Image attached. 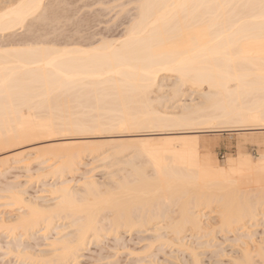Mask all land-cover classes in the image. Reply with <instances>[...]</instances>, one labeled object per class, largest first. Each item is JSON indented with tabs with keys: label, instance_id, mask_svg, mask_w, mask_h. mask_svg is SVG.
<instances>
[{
	"label": "bare ground",
	"instance_id": "obj_1",
	"mask_svg": "<svg viewBox=\"0 0 264 264\" xmlns=\"http://www.w3.org/2000/svg\"><path fill=\"white\" fill-rule=\"evenodd\" d=\"M47 1L5 0L0 34L44 19ZM132 2L134 12L127 24L122 22L120 34L109 33L112 38L87 42L76 37L58 45L42 39L0 43V150L52 141L45 148L29 144L8 150L0 156V177L10 168L28 170L39 160L43 165L28 180H59L50 185L52 201L46 204L26 199L16 189L19 183L1 188V254H13L17 264H77L89 241L102 232L149 230L151 246L159 241L186 252L187 259L174 255L177 261L169 264H202L198 247L207 240L193 245L185 238L212 236L217 223L203 216L214 212L222 233L235 234L239 254L230 264H264V235L257 240L253 231L238 232L264 214V150L220 163L197 134L205 125L264 121V0ZM73 32L79 35L78 28ZM170 77L175 80L165 83ZM164 87L168 99L178 101L191 91L199 100L166 110L162 101L159 105L158 91ZM166 128L182 134L169 135ZM94 132L109 138L96 143ZM240 137L239 146L246 138ZM86 155L100 156L101 163L108 158L105 165L114 168L102 183L85 172L76 190L64 177L76 173ZM69 227L73 231L64 233ZM53 228L58 236L46 240ZM37 236L48 241L40 251ZM130 248L137 259L141 251ZM139 258L137 263L143 261Z\"/></svg>",
	"mask_w": 264,
	"mask_h": 264
},
{
	"label": "rangeland",
	"instance_id": "obj_2",
	"mask_svg": "<svg viewBox=\"0 0 264 264\" xmlns=\"http://www.w3.org/2000/svg\"><path fill=\"white\" fill-rule=\"evenodd\" d=\"M4 1L5 0H0V6L4 3ZM102 1L100 2L99 0H49V1H47V2H49L47 5L48 11L46 9V11H47L46 13H48V14H46L44 16V19H43V17H41L39 19H32L33 21L30 20L29 23L25 26V28L22 27L19 29H14L13 31H10V33L8 32L9 33V34L7 33L8 37L6 35L2 36L0 34V43H7V42H14L15 43V40H16V43L22 44L23 41L26 42V41H29L32 39H35V40H41L42 39L45 43L48 42V43H54V44L58 45V44H63V41H65V43H69L73 39H75L76 37L80 38V40H84L86 38L85 40L86 41L88 40L89 42H95V40H97L101 37H105L107 35H108L107 37L112 38V36L110 35L111 33H113L112 35H114L113 37H115L118 35V33L120 34L124 30L125 24H127V21L131 17L129 15L132 12H134V10H135L133 8L134 2H132V0L131 1L130 0H108V2H107V0H102ZM123 3H124L123 7H126L125 9H123V7H122ZM50 4H52V5H50ZM103 4H105V5H103ZM100 5H102V6H100ZM52 7H54V9ZM121 7H122L123 11L125 10L124 12L122 11ZM66 9H68V10L65 11ZM119 9H121V10L119 11ZM55 10L59 11V13L56 12ZM61 10H63L62 13H61ZM68 12H69V14H68ZM47 15H48V17H47ZM52 15H53V17H52ZM63 15H66V16L68 15V16L65 17ZM128 16H129V19H127ZM49 17H52V18H49ZM122 18L124 19V21ZM95 20L97 22H94ZM52 21H53V23H52ZM57 21H58V23L55 24ZM62 21H63V23H62ZM122 22L125 24L123 25ZM113 23L114 24L116 23L117 26L114 25ZM113 25L116 26V28L115 27L112 28ZM108 26H111L110 31H109ZM75 27L78 28V30H79L78 34L79 35H77V34L72 35L74 33L73 29ZM32 28H33V30H31ZM122 28H123V30H122ZM62 30H64L65 32ZM106 32L108 34H105ZM100 34L102 36H100ZM86 36H88V37H86ZM53 41H55V42H53ZM57 42H59V43H57ZM165 80L167 81V82H165L163 80L165 83H170L169 81L175 80V79H174V77H170L169 79L166 78ZM166 90H167V87H164L160 91H158L159 97H161L160 98L161 100H159L160 101L159 105L162 101L160 106L163 108H166V110L176 108V104H178L179 102H181V104H186V105L189 104L190 105L191 103L192 104H193V102L196 103V101L198 102V100H199L198 93L197 92L191 93V91H187L186 95L180 96V98H179L180 100H178V101H177V99L171 100L170 98H169L170 99L169 100L168 99L169 96L167 97V94L165 92ZM165 96L167 98L164 99ZM251 124H253V126ZM214 125H217V124H214ZM214 125H205V126H202L201 128L200 127L197 128V129H199V132H197V134H199L201 139H204L206 144L209 145L208 153L211 154L213 159H215L214 157H216L215 160L219 161L220 163L224 162V160H227V158L229 159L230 156L233 158H236V157H238V154L243 155V153H244V155L246 154V156H248V155L252 156L253 155V157H254V156L258 155V151H260L261 149L264 150V143H263V141H264V121L263 120L261 122H241V123L240 122H233V123H227V124L225 123V124H219L220 126L217 125L218 127L214 126ZM224 125H226V126H224ZM242 127H243V129H242ZM175 129L176 128H168V129L166 128L164 131L166 132L168 130L167 132L170 133L169 135L178 136V135L182 134V133H179L177 131L178 129H176V130ZM155 131L156 130H153L152 132L156 133L157 131L156 132ZM170 131L173 133H171ZM179 131H180V129H179ZM243 133L245 135H243ZM88 134H86V135H88ZM238 134L240 136L242 135V136L246 137L243 141L244 143L241 142V145H240L241 147L238 145V143H239V141H241L243 139ZM153 135H155V134H153ZM91 136H92V134H91ZM236 136H239L240 138L236 137ZM56 137H58V140H63L60 138V135H56ZM61 137H64V136L61 135ZM107 138H109V137H106L105 134H100L98 132H94V135L91 139L94 141H97L96 143H99V142H104V140H106ZM99 139H100V141H99ZM48 140H49V142H48ZM255 141H257V143H255ZM50 142H52L51 139H46V140L42 139V141L38 139V140H35L34 142H29L28 144L23 143L24 145L20 144L21 146L16 145V146L10 147V149L9 148L3 149V150L1 149L0 150V156H2L6 152L15 150L17 147L20 148V147L27 146L29 144H36L37 146L43 144L42 147L41 146H39V147L43 148V146H44V148H45L46 146L48 147L50 145V144H48ZM258 142H259V144H258ZM51 145H53V144H51ZM258 147H260V149ZM107 148H109V147H105L103 149H107ZM103 149H101V150H103ZM103 151H105V150H103ZM47 152L49 153L48 150H47ZM47 152H45V155H48V154H46ZM127 157L128 156L126 155L125 158H127ZM83 158L84 159L81 160L82 164H80V166H78L79 167L78 171L76 173H73L74 176L72 174H70V175L67 174L64 177V178H67V180H69L70 186H74V188L73 187H71V188L76 189V190L82 188L80 182H81V180L83 181V179H84L83 177L85 175H92L93 178L98 183H102L104 179L107 180V178H108L107 176L109 175L108 171H110V170L112 171L114 168V167L112 168V167L107 166V165H109V163L107 164V162H109V161L106 162V160H108V158L104 159L102 161V163L100 162L101 160L99 161L100 156L97 157V159H95L96 157H93L90 155H86ZM122 158H124V157H122ZM124 159H122V160H124ZM38 161H32L30 163L31 165L29 164V166L27 168L28 170H26V168L23 169V167L7 169L8 171L10 170V172L6 171L7 175H5L4 177H0L1 178L0 184L2 183L0 185L1 186L0 190H1V188H5L6 185H11L12 183H13V186L16 187L17 185H15V183H17V184L19 183V185L17 186L16 189H18V190L22 189L23 190V196L26 199L31 198L32 200L38 201L39 204H46L45 202H48V200L50 201L52 196L50 195L49 187H50V185L58 183L59 182L58 179L56 180L52 177H46L45 179L43 178V180L41 178L37 180L36 178L32 177L33 179L31 178L30 180H28V177H30L29 176L30 174H35V172H36L35 168H37V167L40 168L43 165L42 163L40 164V162H38ZM105 162L107 165H105ZM39 164L41 166H39ZM105 166H106V169L103 168ZM84 173H85V175H84ZM112 173H114V172H112ZM52 179H54V180H52ZM78 180H80V181L77 182ZM4 183H5V185H4ZM9 183H11V184H9ZM0 194H1V192H0ZM33 198H36V199H33ZM16 211H17V209H16ZM0 212H3V210H1V208H0ZM11 213H13V211L10 213H7V214L5 213V214L9 215ZM212 213L208 212L207 214H205V217L203 216V218L205 221L206 217L212 216L210 222L207 220L206 221L209 223L212 222L211 225H214L217 223L216 225H214V234L212 232V236L209 234L206 236H202L201 238L199 237L200 240H199V238H195V237H192V238L187 237L189 240L187 238H185V241H188L187 243H189V241H191V243L193 244L194 242H197V241L203 242V241L207 240L206 243L208 242L207 244L212 245V246L211 245L207 246V244H205V242H204V244H205L204 247H200V248L198 247L199 258H200V261L202 262V264H230V263H232V258L234 256H236V254L239 252L238 246L235 244L234 239H233L235 234L232 233L233 234L232 235L231 232L227 233V231H224L222 233L221 229H219L220 228L219 224H218L219 222L216 221L217 218L215 216V213L214 212H212ZM107 216H108V214H107ZM258 218H259V220H257V221H254V222L250 221L249 222V223H252V226H249V228H248L247 227L248 223H247V225H246L247 228H245V227H244V229L241 228L240 230H238V232H241L242 230L253 231L254 232L253 234L255 236L254 239L258 240L260 237H262L264 235V222H263L264 214H263V216L260 214L258 216ZM58 222L60 223V221H56L57 224H58ZM217 225L219 228L217 227ZM141 229H143V227H141ZM211 229L213 231V226H211ZM208 230H210V227L208 228ZM72 231H73V229L69 227V228L65 229L63 232L64 233H70ZM40 232H41V230H40ZM39 233L37 231L36 235ZM53 233L55 234L54 228L52 231H48V233L46 232L45 235L47 237H49L46 240H49L53 236H58L56 234L54 235ZM104 233L103 232L101 233V234H103V236L101 235V237L99 238L100 240L97 239L95 241H93V240L89 241V244H87V246H86L87 248L84 249L83 252L81 253L82 256H80L81 258L79 259L80 263L78 262L77 264H118V263L119 264H121V263L122 264H133L134 260H135L134 264H156V263L159 264L160 262H161L160 264H169L172 261H173V263L176 262L178 259H179V261H181L183 257H184L183 261L185 260L186 257L188 258V256H186L187 254H185L186 252L182 251L183 253H181V252L175 251V250H177V249H175L176 246L174 248V246L167 244V243L166 244L162 243V245L160 246L159 241L158 242L156 241V243H154V244L151 243L152 244V246H151L150 240H152L153 238H151L152 233L150 234L149 230L148 231L147 230H142V231H138V230L127 231L126 230V232H125L124 229H121L117 233V235L114 232L105 233V234ZM50 234H52V235H50ZM213 235H215V236H213ZM43 236H41V238ZM117 237H119L118 239H121L118 242H122V244L120 243V245H116L118 243L116 241ZM41 238L38 237V239L36 240V243L39 244V245H36V249L38 251H40L41 249L43 250L45 248V243L48 242V241L46 242V240L44 238H42V239ZM149 238H151V239H149ZM114 239H115V242H117L115 245H114V243H115ZM191 239H194V240H191ZM195 239H196V241H195ZM232 239H233V241H232ZM122 240L125 242H123ZM40 244H42V245L40 246ZM147 244L149 246H147ZM215 244H216V246H215ZM121 245H123L124 248H122L123 246H121ZM125 246H127V247H125ZM144 246L148 247V250L146 249L147 250L146 252H145ZM159 246H160V248H159ZM142 247H143L144 254L142 251ZM129 248L131 249L130 252L135 251L136 249H137L136 251H138V252L140 250L142 252V254L140 252V256H138L137 259L140 257L145 262L142 261V262L137 263L136 262L137 259H136V255H135L137 253L135 252V254H134L135 256L129 254L128 253ZM158 248H159V250H158ZM220 248H222V249L220 250ZM36 249L34 246L33 250H36ZM117 250H119V251H117ZM174 251H175V253H174ZM1 252L2 251H0V261H2V263L0 262V264L5 263V262H3V260L6 261L5 264H9V263L10 264H17L16 261H18V259L14 256H11L13 254H9L10 256H8V255H4L2 253L3 256L6 258L5 259L2 256ZM155 252H157L158 255ZM176 252H177V254H176ZM214 252H215V254H214ZM101 254L102 255L106 254V257L104 258V256H103L101 258V256H102ZM151 255L155 258L153 259V257ZM174 255L177 257V260H176V257H174ZM182 255H183V257H182ZM144 257H146V258H144ZM147 257H149V258H147ZM172 257H174L175 259H173ZM256 258L257 257L255 256L254 260ZM158 259H159V261H158ZM114 260H116V261H114ZM148 260H154V263H153V261L150 263V261H148ZM162 260L165 262H163ZM168 260H169V262L167 263ZM170 260H172V261H170ZM128 261H130V262H128ZM256 261L258 262V258ZM25 264H29V263L25 262Z\"/></svg>",
	"mask_w": 264,
	"mask_h": 264
}]
</instances>
